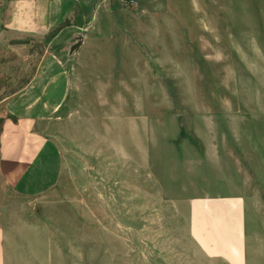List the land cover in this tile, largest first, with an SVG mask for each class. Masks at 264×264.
<instances>
[{
	"label": "rangeland",
	"instance_id": "obj_1",
	"mask_svg": "<svg viewBox=\"0 0 264 264\" xmlns=\"http://www.w3.org/2000/svg\"><path fill=\"white\" fill-rule=\"evenodd\" d=\"M85 15L26 42L0 29V141L25 92L63 159L39 197L0 176L7 264H213L177 201L240 191L247 230L264 223V0H90Z\"/></svg>",
	"mask_w": 264,
	"mask_h": 264
},
{
	"label": "crops",
	"instance_id": "obj_2",
	"mask_svg": "<svg viewBox=\"0 0 264 264\" xmlns=\"http://www.w3.org/2000/svg\"><path fill=\"white\" fill-rule=\"evenodd\" d=\"M89 1L0 0V29L7 30L11 39L26 42L59 30L75 15L86 16ZM81 23L70 22L68 28H82ZM61 78L63 72L56 79ZM65 91L61 89L60 94ZM50 92L55 94L59 89L56 87ZM37 94L36 97L40 96ZM43 96H48L47 91ZM27 97L24 92L5 102L11 117L5 119L0 141V176L10 190L31 199L54 188L60 178L63 159L53 139L34 131V106L43 107L45 103L41 100L27 103ZM16 99L20 100L15 102ZM177 203L187 209L194 246H199L201 253L213 264H264V223L259 227L256 222L255 231L247 230L249 203L242 192L194 195L185 201L178 199ZM9 237L10 243L19 248L13 229L0 223V264H7L5 242Z\"/></svg>",
	"mask_w": 264,
	"mask_h": 264
}]
</instances>
